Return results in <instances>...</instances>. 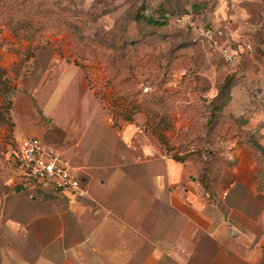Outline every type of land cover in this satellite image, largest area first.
I'll return each instance as SVG.
<instances>
[{"label":"crops","instance_id":"1","mask_svg":"<svg viewBox=\"0 0 264 264\" xmlns=\"http://www.w3.org/2000/svg\"><path fill=\"white\" fill-rule=\"evenodd\" d=\"M30 69L10 93L16 144L56 147L87 196L20 188L15 146L0 162V264H261L264 165L252 147L220 141L205 189L200 163L174 159L144 113L115 119L68 56Z\"/></svg>","mask_w":264,"mask_h":264},{"label":"rangeland","instance_id":"2","mask_svg":"<svg viewBox=\"0 0 264 264\" xmlns=\"http://www.w3.org/2000/svg\"><path fill=\"white\" fill-rule=\"evenodd\" d=\"M51 53L87 71L115 119L144 113L173 154L202 165L220 141L264 146V0H0V162L16 146L10 93Z\"/></svg>","mask_w":264,"mask_h":264},{"label":"built area","instance_id":"3","mask_svg":"<svg viewBox=\"0 0 264 264\" xmlns=\"http://www.w3.org/2000/svg\"><path fill=\"white\" fill-rule=\"evenodd\" d=\"M203 35L211 39L214 33L212 29H205ZM217 35L222 36V31L219 30ZM211 45L216 46V42L213 40ZM217 48L225 62L234 60V53L229 46L223 43ZM13 162L19 170L17 185L22 189L44 186L61 194L87 196V189L81 184L78 168L56 147L45 144L37 136H24L18 141L13 153Z\"/></svg>","mask_w":264,"mask_h":264},{"label":"trees","instance_id":"4","mask_svg":"<svg viewBox=\"0 0 264 264\" xmlns=\"http://www.w3.org/2000/svg\"><path fill=\"white\" fill-rule=\"evenodd\" d=\"M136 18H137V20L144 19V21L149 25L164 26L166 24V20L161 21V20H158V19H155L152 17L143 16V15H141V16L136 15ZM218 95H219V93H218ZM127 120H132V117L131 116L128 117ZM158 137H159V140L161 141V143L167 149V151H170L172 148L170 146H168L167 142H165L159 134H158ZM250 147H252V146H250ZM252 148L255 150V153L257 154V156L258 157L260 156L259 157L260 160L264 161V146H259V148L257 146L256 147L254 146ZM172 155H173L174 159L180 160V161H184V160L188 159L189 157H191L185 153L182 156H178L176 154H172ZM212 158H213V160H211V161L204 160L202 162V172L200 174L199 182H200L201 186H203L205 189L208 187V180H209L208 172L211 171L213 165L219 164L222 162V157H219L218 155L214 156ZM261 264H264V253H263V259H262Z\"/></svg>","mask_w":264,"mask_h":264}]
</instances>
